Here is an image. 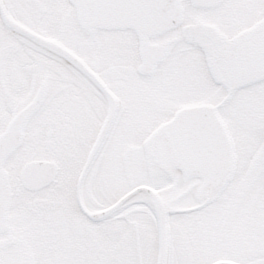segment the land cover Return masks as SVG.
Here are the masks:
<instances>
[{
	"label": "snow or ice",
	"instance_id": "snow-or-ice-1",
	"mask_svg": "<svg viewBox=\"0 0 264 264\" xmlns=\"http://www.w3.org/2000/svg\"><path fill=\"white\" fill-rule=\"evenodd\" d=\"M0 264H264V0H0Z\"/></svg>",
	"mask_w": 264,
	"mask_h": 264
}]
</instances>
